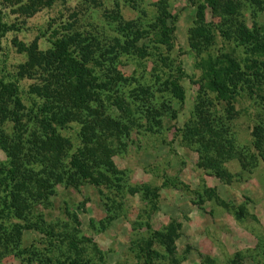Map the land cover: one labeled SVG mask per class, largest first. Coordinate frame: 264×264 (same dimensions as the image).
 I'll return each mask as SVG.
<instances>
[{"label":"trees","instance_id":"16d2710c","mask_svg":"<svg viewBox=\"0 0 264 264\" xmlns=\"http://www.w3.org/2000/svg\"><path fill=\"white\" fill-rule=\"evenodd\" d=\"M59 1L0 0V7L24 19ZM83 2L93 8L102 6L101 0ZM152 5L153 19L147 24L123 20L117 0L112 8H103L102 18L113 32L105 40L74 29L75 11L70 21L51 30L44 50L38 49L36 39L28 44L13 40L25 58L14 72L0 74V150L4 153L0 258L12 254L24 264L90 263L86 248L95 244L79 233L76 215L68 214L72 224L58 225L45 222L36 209L48 205L58 184L88 183L119 191L121 171L111 157L125 146L123 137L142 126L155 131L164 115L175 118L177 110L170 101L174 99L180 109L184 99L180 83L184 72L167 54L173 45L175 17L166 9V0ZM245 6L251 7L250 24L239 18ZM205 8L217 21L205 20ZM258 13H264V0H201L188 30L187 43L198 57L200 74L193 109L180 129L181 139L193 146L197 167L225 184L230 181L223 166L226 161L235 159L241 168L248 163L247 150L236 146L231 130L237 114L235 99L244 94L264 109V26L255 20ZM17 28V22L0 19V37ZM216 35L222 45H229V51L221 46L211 50ZM121 55L151 57L153 89L140 85L124 89L129 79L118 69ZM24 78L32 80L25 91L28 108L18 85ZM215 105H221V110ZM71 122L78 127L73 151L71 141L59 132ZM250 136L252 163L257 158L264 161V124H254ZM26 230L44 237L42 252L34 246L21 248ZM179 233L180 223L169 220L161 230L139 240L137 257H143L145 264H163V259L174 262Z\"/></svg>","mask_w":264,"mask_h":264},{"label":"rangeland","instance_id":"374dc122","mask_svg":"<svg viewBox=\"0 0 264 264\" xmlns=\"http://www.w3.org/2000/svg\"><path fill=\"white\" fill-rule=\"evenodd\" d=\"M101 1V7L93 8L83 0H62L24 19L0 7L1 21L17 22L18 26L0 37V74L14 72L25 58L17 52L14 39L24 44L36 39L38 49L44 50L49 47L51 30L70 21L72 11L76 12L74 29L101 40L111 36L112 25L101 14L103 8H112L114 0ZM154 1L117 0L123 20L134 19L142 24L153 19ZM200 1L166 0V9L175 17L173 45L167 54L184 72L180 80L184 99L180 109L174 99L170 101L177 110L175 118L162 116L155 131L142 126L123 137L125 146L111 157L121 171V189L114 192L88 183L76 187L58 184L48 205L36 209L45 222L58 225L72 224L68 214L76 215L79 233L95 244V248H86L89 264H145L143 257L136 255L137 243L146 240L149 233L161 230L171 219L180 223V233L174 241V262L163 259V264H264V161L257 158L252 163L248 155L252 151L250 130L254 124H264V109L244 94L233 103L237 114L231 121V130L236 146L247 150L248 163L246 168H241L235 159L223 164L229 174L228 184L197 167V153L181 139L180 129L190 117L198 89V57L189 49L187 37ZM250 10L245 6L239 15L247 24L252 21ZM204 17L206 21L218 19L210 16L208 8ZM255 20L264 26V13H258ZM222 44L216 35L211 50L220 46L222 51L230 50L229 45ZM152 66L151 57L121 55L118 69L129 79L124 89L136 85L153 89ZM31 82L25 78L18 81L26 108L29 98L25 91ZM154 96L157 101L161 99V93ZM215 109L221 110V105H215ZM138 121L143 124V119ZM77 128L71 122L59 130L71 141V151L78 144ZM0 160H4L1 150ZM43 240L36 231H23L21 248L34 246L42 252ZM0 264L24 263L9 254L0 258Z\"/></svg>","mask_w":264,"mask_h":264}]
</instances>
